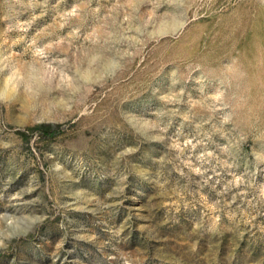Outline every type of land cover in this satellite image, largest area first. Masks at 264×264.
Segmentation results:
<instances>
[{"label":"rangeland","instance_id":"1","mask_svg":"<svg viewBox=\"0 0 264 264\" xmlns=\"http://www.w3.org/2000/svg\"><path fill=\"white\" fill-rule=\"evenodd\" d=\"M0 264H264V0H0Z\"/></svg>","mask_w":264,"mask_h":264},{"label":"trees","instance_id":"2","mask_svg":"<svg viewBox=\"0 0 264 264\" xmlns=\"http://www.w3.org/2000/svg\"><path fill=\"white\" fill-rule=\"evenodd\" d=\"M59 133L58 125H51L46 127L43 131H41L40 135L45 138L52 137Z\"/></svg>","mask_w":264,"mask_h":264}]
</instances>
